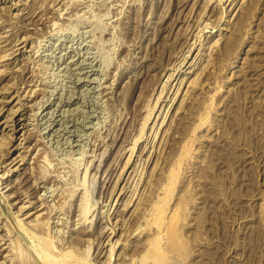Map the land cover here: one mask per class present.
Wrapping results in <instances>:
<instances>
[{"label":"rangeland","instance_id":"rangeland-1","mask_svg":"<svg viewBox=\"0 0 264 264\" xmlns=\"http://www.w3.org/2000/svg\"><path fill=\"white\" fill-rule=\"evenodd\" d=\"M1 55L0 264H264V0H0Z\"/></svg>","mask_w":264,"mask_h":264},{"label":"bare ground","instance_id":"bare-ground-1","mask_svg":"<svg viewBox=\"0 0 264 264\" xmlns=\"http://www.w3.org/2000/svg\"><path fill=\"white\" fill-rule=\"evenodd\" d=\"M64 4V3H63ZM16 5V4H15ZM61 12V11H60ZM27 40H28V37L27 36H23V38L21 39V41H20V43H22V46L24 45V44H26V42H27ZM6 58H8L7 56H5V55H1L0 56V80H2L3 78H5L6 76H8V75H10L9 74V72H10V70H8L9 68H7L6 66H7V62H4V60L6 59ZM76 67V66H75ZM7 68V69H6ZM82 78V77H81ZM108 86V85H107ZM107 88L108 87H106V90H107ZM33 89V88H32ZM35 89H33V90H31V92L32 91H34ZM103 90H105V87H104V89ZM109 91V90H108ZM108 91H106V92H108ZM30 92V93H31ZM39 92H41V91H39ZM105 92V93H106ZM28 93V92H27ZM27 93H25L24 95H23V97H21V99L22 98H24L25 100H24V102H22V103H20V102H18L17 103V105H18V107H17V109L16 110H18V108H21V110H24V112H28L27 110H32L34 107H31V106H33L34 104H36V102L34 101V100H32V98H29V96L30 95H32V93H34V92H32L30 95H28ZM34 96H35V94H34ZM59 96V95H58ZM42 98H43V96H42ZM35 99V98H34ZM38 99H36V101H37ZM40 100V99H39ZM42 100V99H41ZM156 100V99H155ZM2 101H4V102H9L8 100H2ZM29 101H31V103H29ZM155 102V101H154ZM37 104H38V102H37ZM43 104L44 103H39V105L40 106H43ZM38 105V106H39ZM40 106H39V108H40ZM11 110V109H10ZM43 110V109H42ZM41 110V111H42ZM1 111V110H0ZM15 111V110H14ZM13 111V112H14ZM37 112V111H36ZM35 112V113H36ZM34 115V114H33ZM36 115V114H35ZM37 117V116H36ZM42 118V117H41ZM44 118V117H43ZM42 118V119H43ZM52 118V117H51ZM22 119H24L25 120V118H22ZM22 119H19V120H22ZM48 120V119H47ZM10 121H12V119H10ZM16 121H12V124L11 125H16V124H13V123H15ZM56 123V122H55ZM50 124H51V122L50 123H48V124H46V126L48 125V126H50ZM25 125L26 124H22V126H24L25 127ZM47 126V127H48ZM13 129H14V127H13ZM49 130V129H48ZM25 132H26V129L24 130V132H23V134H25ZM41 132V131H40ZM26 137V136H25ZM2 145V144H1ZM27 146V145H26ZM25 146V147H26ZM28 147V146H27ZM132 150V149H131ZM101 152V151H100ZM133 152V151H132ZM3 153V152H2ZM101 154V153H100ZM18 156H20L19 157V160H21V161H23V156L24 155H18ZM93 158V157H92ZM17 160H16V157L15 158H12L8 163H5L4 165H0V168H2V170H3V168H7L5 171H17V170H19V167H20V165L19 166H15V167H13L12 168V166L13 165H15L17 162H16ZM3 162V161H2ZM25 162V161H24ZM87 162H88V164H90L92 161L91 160H87ZM90 162V163H89ZM6 164H8L9 166H7ZM20 164H22V163H20ZM6 166V167H5ZM94 166V165H93ZM86 169H88L87 168V166L85 167V171H87ZM83 174H84V172H82ZM84 175H86V172H85V174ZM2 177H4V176H1V178ZM84 177V176H83ZM92 178V177H91ZM23 181V180H22ZM7 184V183H6ZM12 187V185L11 186H9V188H11ZM37 188V187H36ZM18 192V191H17ZM24 192V191H23ZM86 194V193H85ZM24 195V194H23ZM27 195V194H26ZM6 196H11V195H8V194H6ZM83 196V195H82ZM21 201V203H24V202H28V205H22L21 204V206H19V210L20 209H22L21 211H23V210H25V209H27V207L28 206H30V205H32V202L31 201H29L28 199L27 200H23V199H18V201L17 202H20ZM34 206V205H33ZM34 213L35 212H29V213H27V215L24 217V218H27V217H30V216H32V215H34ZM40 214V213H39ZM145 215V214H144ZM36 216H38V214H36V215H34L33 216V218H31V219H35V217ZM37 219V218H36ZM18 220H21V223L22 224H27L28 223V221L29 220H27L26 222L24 221V222H22L23 220L22 219H18ZM32 221V220H31ZM1 223V222H0ZM31 224V226L33 227V228H35L34 226H37L38 227V225H37V223H30ZM36 227V228H37ZM40 228V227H39ZM23 229L25 230L26 228L25 227H23ZM2 230V229H1ZM40 230V229H39ZM107 230V229H106ZM77 231H79V234H80V232H84V231H82V229H78ZM111 232H112V230H111ZM83 234V233H82ZM4 235V234H3ZM3 235L2 234H0V256L3 258V260L4 261H10V260H12V258H13V255H12V251H13V249L11 248L12 247V245L10 246V243H11V239H8L7 237L6 238H4L3 237ZM8 240V241H7ZM42 240H43V238H42ZM80 241V237L78 236V238L76 237L75 238V241ZM6 241H7V243H6ZM48 243V242H47ZM2 245H5L4 247H2ZM46 245V244H45ZM4 251H6V253L5 254H3V252ZM37 258H39L38 260L40 261H45V262H47L48 264H56V263H54L51 259H48V257L47 256H43L42 254H40V255H38V257Z\"/></svg>","mask_w":264,"mask_h":264}]
</instances>
